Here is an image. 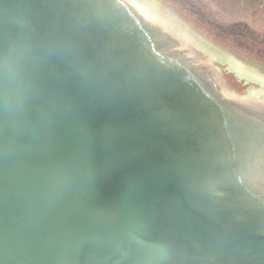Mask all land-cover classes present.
<instances>
[{
    "label": "water",
    "instance_id": "1",
    "mask_svg": "<svg viewBox=\"0 0 264 264\" xmlns=\"http://www.w3.org/2000/svg\"><path fill=\"white\" fill-rule=\"evenodd\" d=\"M191 20L0 0V264H264V65Z\"/></svg>",
    "mask_w": 264,
    "mask_h": 264
},
{
    "label": "rangeland",
    "instance_id": "2",
    "mask_svg": "<svg viewBox=\"0 0 264 264\" xmlns=\"http://www.w3.org/2000/svg\"><path fill=\"white\" fill-rule=\"evenodd\" d=\"M166 1H168V0H166ZM172 1H170V2L175 6V9L179 13H181L183 16H185L186 19H193V21L195 23H196L195 20H197L201 24H205V25L209 24L211 22L212 23L217 22L219 25H228V24H232V23H237L233 20L229 21V19H225V21L219 19V17L217 16V14L219 13L217 7L216 6L214 7L213 5H211L208 2L204 3L202 0H187V2L185 0H172ZM216 3H217V1H216ZM226 11H228V10H226ZM197 26L202 28V26H200V25H197ZM204 29L213 38H215L214 41H217V42L225 45L223 47L224 49H225V47L228 48L229 50L239 49L238 51L240 52V55L242 54L243 57L245 59H247V61H250L253 63L254 62L260 63L261 62L260 64L264 65V42H263L264 40L262 41L263 43L259 42V43L255 44L254 46H253V44H251V47L253 48V50L250 51V50H247L250 47L249 43L247 44V39L246 40H244V39L237 40V39H233V37H230V36L217 37L213 33H210L209 30L207 29V27L206 28L204 27ZM224 49H222V50L226 53V50H224ZM247 61H246V63H247ZM226 74H229V76H232L234 78H237L233 73L224 71L225 77H226ZM226 79H227V77H226ZM230 82H232V80H230ZM246 89H247V85L245 88H243V90H237V91L242 93Z\"/></svg>",
    "mask_w": 264,
    "mask_h": 264
},
{
    "label": "crops",
    "instance_id": "3",
    "mask_svg": "<svg viewBox=\"0 0 264 264\" xmlns=\"http://www.w3.org/2000/svg\"><path fill=\"white\" fill-rule=\"evenodd\" d=\"M216 6L219 19L245 23L264 35V0H202ZM217 1V3H216ZM218 4V5H217ZM228 10V11H226Z\"/></svg>",
    "mask_w": 264,
    "mask_h": 264
},
{
    "label": "trees",
    "instance_id": "4",
    "mask_svg": "<svg viewBox=\"0 0 264 264\" xmlns=\"http://www.w3.org/2000/svg\"><path fill=\"white\" fill-rule=\"evenodd\" d=\"M172 1V0H168ZM187 2V0H185ZM173 2V1H172ZM174 3V2H173ZM196 23L202 27H207L210 33H213L217 37H225L230 36L233 37V39H247V44L249 43L250 47L247 50H253L251 47V44L253 46L257 43H263L264 41V35H261L255 31H253L250 27H248L244 23H232L228 25H219L216 23H209V24H201L197 20H195ZM212 21V20H211ZM207 23V22H206ZM211 24V25H210ZM263 41V42H262ZM260 51V50H259Z\"/></svg>",
    "mask_w": 264,
    "mask_h": 264
},
{
    "label": "flooded vegetation",
    "instance_id": "5",
    "mask_svg": "<svg viewBox=\"0 0 264 264\" xmlns=\"http://www.w3.org/2000/svg\"><path fill=\"white\" fill-rule=\"evenodd\" d=\"M227 77V81L231 84V86H233L236 90H243V88L246 87L245 84H243L242 80H239L237 78H234L232 76H229V74H226ZM230 80H232V82H230Z\"/></svg>",
    "mask_w": 264,
    "mask_h": 264
}]
</instances>
